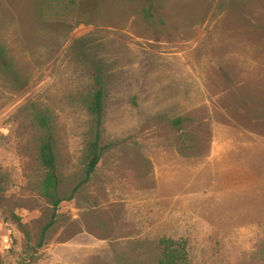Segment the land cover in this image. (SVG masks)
I'll list each match as a JSON object with an SVG mask.
<instances>
[{"label": "rangeland", "instance_id": "374dc122", "mask_svg": "<svg viewBox=\"0 0 264 264\" xmlns=\"http://www.w3.org/2000/svg\"><path fill=\"white\" fill-rule=\"evenodd\" d=\"M151 4L0 0V264H161L164 239L181 264H264V0ZM97 75L105 148L80 184Z\"/></svg>", "mask_w": 264, "mask_h": 264}, {"label": "trees", "instance_id": "16d2710c", "mask_svg": "<svg viewBox=\"0 0 264 264\" xmlns=\"http://www.w3.org/2000/svg\"><path fill=\"white\" fill-rule=\"evenodd\" d=\"M150 3L149 9L152 7V0H147ZM151 10V9H150ZM147 9L148 16H151V11ZM0 70L12 75H16L13 71L12 62L6 57L4 50L0 46ZM95 89L88 94L86 99V108L93 121V135L88 139L84 147V169L81 183L87 182L91 174L95 171L99 160L105 148L101 145V126H102V107L104 98V81L101 75L95 77ZM36 120L40 128L45 130V137L38 147V161L41 165L44 174L40 183V194L45 197L49 206L55 209L63 198L58 193L59 178L56 170V157L52 140V131L50 127V117L43 113H37ZM179 119H175L177 123ZM2 191L0 180V192ZM52 219L48 221L42 231H45L51 224ZM175 242L171 239L163 240V257L160 259L161 264H181V259L185 256V251L182 248L174 247Z\"/></svg>", "mask_w": 264, "mask_h": 264}, {"label": "built area", "instance_id": "2783aa9c", "mask_svg": "<svg viewBox=\"0 0 264 264\" xmlns=\"http://www.w3.org/2000/svg\"><path fill=\"white\" fill-rule=\"evenodd\" d=\"M1 223V221H0ZM14 245L13 235L10 228L0 230V251H7Z\"/></svg>", "mask_w": 264, "mask_h": 264}]
</instances>
